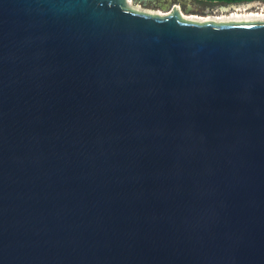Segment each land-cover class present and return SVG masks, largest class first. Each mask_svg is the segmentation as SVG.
<instances>
[{
    "label": "water",
    "instance_id": "obj_1",
    "mask_svg": "<svg viewBox=\"0 0 264 264\" xmlns=\"http://www.w3.org/2000/svg\"><path fill=\"white\" fill-rule=\"evenodd\" d=\"M0 264H264V21L0 0Z\"/></svg>",
    "mask_w": 264,
    "mask_h": 264
},
{
    "label": "rangeland",
    "instance_id": "obj_2",
    "mask_svg": "<svg viewBox=\"0 0 264 264\" xmlns=\"http://www.w3.org/2000/svg\"><path fill=\"white\" fill-rule=\"evenodd\" d=\"M131 3L132 5L130 3L128 4V8L144 14L153 16H168L177 11L185 20H189L194 16L197 19H191L190 21L199 23H205L209 21L215 23L249 21L245 18V15H249L251 13L263 15L264 17V2L255 4L251 8L243 11L230 10L234 9L231 5L211 4L198 0H154L145 4L139 2V0H132ZM243 6L244 4H241L239 8ZM223 9H228L229 11H223ZM234 13H239L240 17L231 20L218 19L221 16L229 17Z\"/></svg>",
    "mask_w": 264,
    "mask_h": 264
},
{
    "label": "bare ground",
    "instance_id": "obj_3",
    "mask_svg": "<svg viewBox=\"0 0 264 264\" xmlns=\"http://www.w3.org/2000/svg\"><path fill=\"white\" fill-rule=\"evenodd\" d=\"M131 1H132V0H128V4L130 3V4L132 5ZM239 6H240V5L235 6L234 9H230V10H236V11H240V10H242V11H243V10H247V9H248L246 5H244L243 7H240V8H239ZM235 8H236V9H235ZM223 11H229V10H228V9H223ZM159 13H160V12H159ZM160 14H161V13H160ZM238 17H240V14H239V13H238V14L234 13V14H232V15L229 16V17L221 16V17H219L218 19H219V20H231V19H237ZM245 18L248 19L249 21H264V17H263V15H258V14H253V13H251V14H249V15H245ZM191 19L194 20V19H197V18H195V17L193 16ZM191 19H189V21H190ZM208 19H209V18H208ZM257 19H259V20H257Z\"/></svg>",
    "mask_w": 264,
    "mask_h": 264
},
{
    "label": "trees",
    "instance_id": "obj_4",
    "mask_svg": "<svg viewBox=\"0 0 264 264\" xmlns=\"http://www.w3.org/2000/svg\"><path fill=\"white\" fill-rule=\"evenodd\" d=\"M198 1H204L207 3L211 4H225V5H230V4H239V3H245V2H252L256 0H198ZM264 1V0H260Z\"/></svg>",
    "mask_w": 264,
    "mask_h": 264
},
{
    "label": "flooded vegetation",
    "instance_id": "obj_5",
    "mask_svg": "<svg viewBox=\"0 0 264 264\" xmlns=\"http://www.w3.org/2000/svg\"><path fill=\"white\" fill-rule=\"evenodd\" d=\"M221 5H225V4H221Z\"/></svg>",
    "mask_w": 264,
    "mask_h": 264
}]
</instances>
